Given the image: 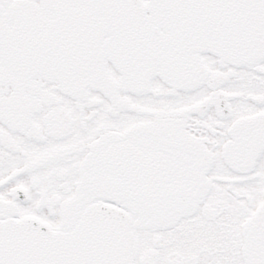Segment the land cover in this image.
I'll use <instances>...</instances> for the list:
<instances>
[{"label":"snow or ice","instance_id":"1","mask_svg":"<svg viewBox=\"0 0 264 264\" xmlns=\"http://www.w3.org/2000/svg\"><path fill=\"white\" fill-rule=\"evenodd\" d=\"M0 264H264V0H0Z\"/></svg>","mask_w":264,"mask_h":264}]
</instances>
